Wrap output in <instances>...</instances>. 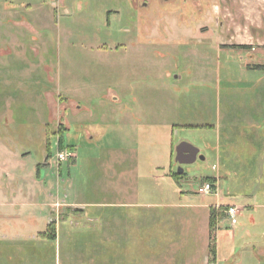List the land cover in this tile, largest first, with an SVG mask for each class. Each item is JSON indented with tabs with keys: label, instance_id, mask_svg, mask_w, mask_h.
Listing matches in <instances>:
<instances>
[{
	"label": "rangeland",
	"instance_id": "1",
	"mask_svg": "<svg viewBox=\"0 0 264 264\" xmlns=\"http://www.w3.org/2000/svg\"><path fill=\"white\" fill-rule=\"evenodd\" d=\"M207 177L264 264V0H0V264H206Z\"/></svg>",
	"mask_w": 264,
	"mask_h": 264
},
{
	"label": "trees",
	"instance_id": "2",
	"mask_svg": "<svg viewBox=\"0 0 264 264\" xmlns=\"http://www.w3.org/2000/svg\"><path fill=\"white\" fill-rule=\"evenodd\" d=\"M174 177L179 176L178 173L173 174ZM205 181H210L212 183V186L214 187L213 178L207 177L204 179ZM223 208H221V211H218L215 207H210L209 209V223H208V229H209V235H208V251L211 259H214L215 253H216V237H215V228H216V222L218 219L223 217V214L225 213L222 211ZM220 216V217H219ZM54 226L52 223L48 225V234L50 237L55 236Z\"/></svg>",
	"mask_w": 264,
	"mask_h": 264
},
{
	"label": "built area",
	"instance_id": "3",
	"mask_svg": "<svg viewBox=\"0 0 264 264\" xmlns=\"http://www.w3.org/2000/svg\"><path fill=\"white\" fill-rule=\"evenodd\" d=\"M72 156L70 152H63L59 151L57 153V159L59 161L65 160L67 157ZM200 192L202 193H211L214 191V187L212 186V183L210 181H203L201 187H200ZM218 211H221V208H223V212L225 213V216L229 220L231 225H235L237 223V216L239 214V206L236 204H228L225 206H216L215 207Z\"/></svg>",
	"mask_w": 264,
	"mask_h": 264
},
{
	"label": "water",
	"instance_id": "4",
	"mask_svg": "<svg viewBox=\"0 0 264 264\" xmlns=\"http://www.w3.org/2000/svg\"><path fill=\"white\" fill-rule=\"evenodd\" d=\"M203 158L199 155V149L187 141H181L176 147L175 161L181 166L184 163H190L194 161L197 157ZM182 171L179 168L178 172Z\"/></svg>",
	"mask_w": 264,
	"mask_h": 264
},
{
	"label": "crops",
	"instance_id": "5",
	"mask_svg": "<svg viewBox=\"0 0 264 264\" xmlns=\"http://www.w3.org/2000/svg\"><path fill=\"white\" fill-rule=\"evenodd\" d=\"M257 123V122H256ZM258 125V124H257ZM73 158H74V156H73ZM172 173V174H171ZM170 174L173 176V172H171ZM173 178H175L174 176H173ZM211 178H213V183H214V191L212 192V193H214V195H215V197H216V202H213V203H211V204H206V207H207V214H206V217H207V221H208V223H209V209H210V207H216V206H225V205H228V204H233V203H230V201H225L224 199H225V197H223V196H221L220 195V193L218 192V184H217V179H216V177H211ZM205 181V180H204ZM69 203H67V205H68ZM66 205V206H67ZM70 206H72V204L70 205ZM225 218H227V217H225ZM225 218H223V219H225ZM223 219H218L217 220V222H216V227H218V223L221 221V220H223ZM208 235H209V229H208V233H207ZM208 235H207V242H208ZM207 249H208V243H207ZM217 250H218V244H217V242H216V253H215V256H214V259H215V262L214 263H212L214 260L213 259H211L210 258V255L207 257V259H206V264H216L217 263ZM208 254H209V251H208ZM212 260V261H211Z\"/></svg>",
	"mask_w": 264,
	"mask_h": 264
}]
</instances>
